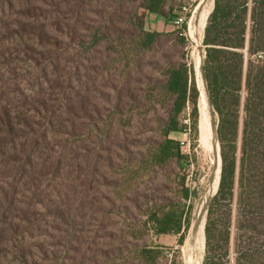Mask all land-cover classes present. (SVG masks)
<instances>
[{
	"label": "rangeland",
	"instance_id": "1",
	"mask_svg": "<svg viewBox=\"0 0 264 264\" xmlns=\"http://www.w3.org/2000/svg\"><path fill=\"white\" fill-rule=\"evenodd\" d=\"M214 1L168 0L161 17L146 0H0V264L206 263V236L201 254L191 239L218 190L219 115L204 86L195 140L167 82L187 63L204 84L205 28L199 44L192 29ZM139 18L161 34L150 50ZM170 121L183 163L158 152ZM242 124L241 111L239 143ZM167 212L180 233H158Z\"/></svg>",
	"mask_w": 264,
	"mask_h": 264
},
{
	"label": "trees",
	"instance_id": "2",
	"mask_svg": "<svg viewBox=\"0 0 264 264\" xmlns=\"http://www.w3.org/2000/svg\"><path fill=\"white\" fill-rule=\"evenodd\" d=\"M167 1L146 0L143 8L164 16ZM138 20V42L150 50L161 34L146 31ZM204 46L201 70L210 104L219 115L221 143L218 190L205 226L207 246L214 253L205 264H264V0H215ZM261 54L263 58L256 57ZM167 87L177 95V112L191 103L196 140L200 89L193 64L169 70ZM179 131L178 124L170 121L158 152L164 159L176 157L183 163L186 155L180 144L169 138ZM215 218L220 221L216 227ZM156 226L160 234L180 233L183 227L181 218L170 212L158 217Z\"/></svg>",
	"mask_w": 264,
	"mask_h": 264
},
{
	"label": "bare ground",
	"instance_id": "3",
	"mask_svg": "<svg viewBox=\"0 0 264 264\" xmlns=\"http://www.w3.org/2000/svg\"><path fill=\"white\" fill-rule=\"evenodd\" d=\"M203 7V6H202ZM206 8V7H205ZM209 10V9H208ZM209 14L210 12H201L198 17H197V21H196V25L195 27H193L192 29V36H193V39L197 41V43L199 44L200 41V37H199V33L200 31L204 30V28L206 27V23H207V20H208V17H209ZM203 34V33H202ZM196 43V42H195ZM200 48V47H199ZM198 65L200 66L201 63L199 61V57H198ZM196 69V68H195ZM197 70V69H196ZM196 72V71H195ZM201 72V71H200ZM199 73V71H198ZM202 78V77H201ZM204 81V80H203ZM199 84V83H198ZM204 86H205V83L203 84L202 81H200V84H199V89L201 90V98H202V106L205 108L207 106V103H206V94H205V90H204ZM209 107V106H208ZM207 107V108H208ZM204 108H202L203 110H201V118H200V123H199V132H200V141L202 143L203 146H206L208 143H207V139H206V133L208 131L211 130V126L213 127V125L211 124V118L206 114V111H204ZM216 128V127H215ZM212 133V132H211ZM215 135V133L213 134ZM208 137V136H207ZM216 138V137H215ZM212 141V140H211ZM215 141V140H214ZM211 144V143H210ZM209 144V145H210ZM215 147V146H214ZM206 148V147H205ZM217 149V148H216ZM209 150V149H208ZM220 166H218V170H217V173L215 174V186H217L218 182H219V175H220V172H219V168ZM213 184V186H214ZM214 189V187L212 188ZM216 190V189H215ZM195 244V249L197 250L196 253L198 252V254H201L204 250V247H205V225L204 223H200L198 222L197 224V228H196V232H195V239H194V242ZM197 259V257H196ZM200 259V258H199ZM201 260V259H200ZM195 261V260H194ZM195 264H200V262H196Z\"/></svg>",
	"mask_w": 264,
	"mask_h": 264
},
{
	"label": "water",
	"instance_id": "4",
	"mask_svg": "<svg viewBox=\"0 0 264 264\" xmlns=\"http://www.w3.org/2000/svg\"><path fill=\"white\" fill-rule=\"evenodd\" d=\"M201 67H202V61H201L200 68H201ZM202 76H203V80H204V83H205V87H206V89H207V84H206V80H205V77H204L203 73H202ZM206 91H207V90H206ZM219 172H221V169H219ZM219 179H220V175H219ZM218 184H219V182H218ZM197 224H198V223H196V225H195V227H194V230H193V236H192V239H191V244L194 242V239H195V232H196Z\"/></svg>",
	"mask_w": 264,
	"mask_h": 264
},
{
	"label": "built area",
	"instance_id": "5",
	"mask_svg": "<svg viewBox=\"0 0 264 264\" xmlns=\"http://www.w3.org/2000/svg\"><path fill=\"white\" fill-rule=\"evenodd\" d=\"M181 22H184V19L183 18H180V19H178L177 21H176V23L177 24H183V23H181ZM259 58H263V55L261 54V55H259Z\"/></svg>",
	"mask_w": 264,
	"mask_h": 264
},
{
	"label": "crops",
	"instance_id": "6",
	"mask_svg": "<svg viewBox=\"0 0 264 264\" xmlns=\"http://www.w3.org/2000/svg\"><path fill=\"white\" fill-rule=\"evenodd\" d=\"M150 15H157V14H150ZM157 16H161L162 17V15H157Z\"/></svg>",
	"mask_w": 264,
	"mask_h": 264
}]
</instances>
